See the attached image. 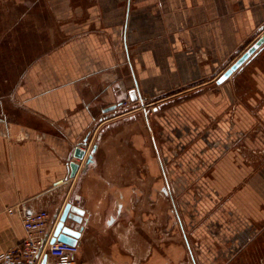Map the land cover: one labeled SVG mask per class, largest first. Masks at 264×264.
Wrapping results in <instances>:
<instances>
[{"label":"crops","instance_id":"obj_1","mask_svg":"<svg viewBox=\"0 0 264 264\" xmlns=\"http://www.w3.org/2000/svg\"><path fill=\"white\" fill-rule=\"evenodd\" d=\"M263 31L264 0H0V255L22 241V213L61 211L74 192L89 264H180L182 250L189 264H228L246 237L259 256L239 264H264V162L249 172L240 157L264 145V43L216 82ZM96 132L89 162L93 145L70 157ZM107 134L139 162L104 149ZM181 145L190 167L205 156L225 209L179 208L166 166ZM155 171L177 230L167 242L144 216Z\"/></svg>","mask_w":264,"mask_h":264},{"label":"rangeland","instance_id":"obj_2","mask_svg":"<svg viewBox=\"0 0 264 264\" xmlns=\"http://www.w3.org/2000/svg\"><path fill=\"white\" fill-rule=\"evenodd\" d=\"M132 107H133L132 110L135 109V105H132ZM123 124H124L123 122H118L115 124L116 125L115 128L118 129ZM105 125L107 124H103L102 126L98 127L97 123H93L92 130H94L96 126L97 129L104 128ZM98 139L99 138L97 132L91 136V138L89 139L90 143H88V145L86 146L88 148V151H90L93 143L98 141ZM124 140H126L125 137H118L116 140H114L108 137L107 134L101 137L100 144L103 146L104 149H106L107 146L109 147L110 145L120 147V150L123 152L122 154H125L129 162L135 165L136 163L139 162L141 156L139 154H136L133 150H130L129 148H125ZM187 147L188 146L181 145L175 151H170L171 154L167 155V158L169 160L167 161L168 165L166 166L167 167L166 173L168 175L170 192L174 195L175 202L177 203L179 208L185 212H189V211L204 212L207 209H213V210L225 209L226 202L222 200L220 195H217L216 192H212L213 186L209 184L210 183L209 180L215 174L213 173L212 175L211 170L208 167H206L205 156L198 155L196 165H191L190 167L189 162L190 161L193 162L194 160H193V155H190L187 152L188 151ZM149 156L152 157L151 154H149ZM240 157L242 158V161L244 160L245 165L251 167L249 168V172L254 171L257 168V166H259V164L261 165V163L264 162V145L257 150L246 148L242 151ZM192 166L194 167L196 166V167L193 168ZM212 171L214 172V170ZM149 178H150L148 185L149 200L146 207L147 215L145 213L144 216L145 218L147 216V224L150 227L151 235L153 236L154 241L165 240L167 242L169 239H172L173 237L172 233L174 234L177 232L175 225L173 223V219L169 213L171 208V202L168 199V197L166 196L164 197L160 194L161 193L160 185L162 181L160 180L159 173L155 171V174L154 175L150 174ZM88 184H90V182H88ZM203 194H207L209 195V197L206 199L203 197ZM67 200H70L73 203L79 202L78 200H76L74 192H69ZM103 201H104L103 207H107L109 202L107 201V199L106 201L105 199ZM136 207L137 209H140L139 204L138 206L136 205ZM141 215L139 214L138 217H135L133 219V224L135 226H139L141 224L140 222ZM144 216H143V220H144ZM247 238L248 237H246L245 240L246 245L242 247L239 252L237 251V253H235L232 262H229L228 264H239V262L241 263L242 256L246 254L256 255V253H258L257 257L259 256L260 251L253 250L254 248L253 238H250V240H248ZM242 245L244 244L242 243ZM224 261H225L224 258H222L216 262L217 264H223L222 262ZM180 264H189L185 250H182V260Z\"/></svg>","mask_w":264,"mask_h":264},{"label":"built area","instance_id":"obj_3","mask_svg":"<svg viewBox=\"0 0 264 264\" xmlns=\"http://www.w3.org/2000/svg\"><path fill=\"white\" fill-rule=\"evenodd\" d=\"M85 148L87 153L88 148ZM21 223L25 233L22 241L1 253L0 264H89L78 256L79 240L50 242L52 213L49 210L24 212Z\"/></svg>","mask_w":264,"mask_h":264},{"label":"water","instance_id":"obj_4","mask_svg":"<svg viewBox=\"0 0 264 264\" xmlns=\"http://www.w3.org/2000/svg\"><path fill=\"white\" fill-rule=\"evenodd\" d=\"M264 43V31L244 50L242 51L217 77L216 82L221 83L226 78H228L234 71H236L248 58H250L256 51H258L262 44ZM115 105H110L104 110L113 109ZM86 141V138L83 139ZM95 149L93 145L91 151L86 155L85 161L89 162L91 160L92 152ZM85 150L84 148L77 144L73 147L70 157L76 158L78 160L84 159ZM79 163L69 160L68 167L69 173L68 177L73 178L78 170ZM83 210L72 204V201L68 200L61 213L60 210H55L52 213V234L50 237V242L55 241L56 239L66 241L69 243H75L79 238L82 230L80 225L81 215ZM55 226L53 227V225Z\"/></svg>","mask_w":264,"mask_h":264},{"label":"flooded vegetation","instance_id":"obj_5","mask_svg":"<svg viewBox=\"0 0 264 264\" xmlns=\"http://www.w3.org/2000/svg\"><path fill=\"white\" fill-rule=\"evenodd\" d=\"M72 204H73V202H72ZM83 213H82V215H81V221H80V225L82 226V230H81V234H80V237H83L84 236V232H85V228H84V225H83Z\"/></svg>","mask_w":264,"mask_h":264},{"label":"bare ground","instance_id":"obj_6","mask_svg":"<svg viewBox=\"0 0 264 264\" xmlns=\"http://www.w3.org/2000/svg\"><path fill=\"white\" fill-rule=\"evenodd\" d=\"M83 148H85L84 146H82ZM85 150H86V148H85ZM65 205V204H64ZM64 207V206H63ZM63 209V208H62ZM62 211V210H61ZM61 211H60V213H61ZM55 226V224L53 225V227ZM53 230V229H52Z\"/></svg>","mask_w":264,"mask_h":264}]
</instances>
